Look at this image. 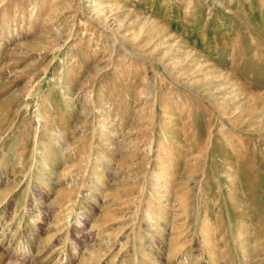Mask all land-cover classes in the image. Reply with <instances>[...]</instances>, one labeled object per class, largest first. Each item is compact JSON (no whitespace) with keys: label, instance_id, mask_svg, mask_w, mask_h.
<instances>
[{"label":"rangeland","instance_id":"obj_1","mask_svg":"<svg viewBox=\"0 0 264 264\" xmlns=\"http://www.w3.org/2000/svg\"><path fill=\"white\" fill-rule=\"evenodd\" d=\"M0 264H264V0H0Z\"/></svg>","mask_w":264,"mask_h":264}]
</instances>
